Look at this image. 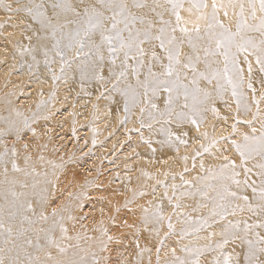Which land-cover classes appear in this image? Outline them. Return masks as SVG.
I'll return each mask as SVG.
<instances>
[{
  "label": "snow or ice",
  "instance_id": "1",
  "mask_svg": "<svg viewBox=\"0 0 264 264\" xmlns=\"http://www.w3.org/2000/svg\"><path fill=\"white\" fill-rule=\"evenodd\" d=\"M0 12V51L10 52L14 61L19 57L21 69L27 61L30 72L43 66L54 83L71 80L82 91L94 86L97 101L123 104V125L132 123L138 111V126L126 131L139 133L153 154L158 150L154 143L160 151L179 154L181 146L189 147L195 129L192 167L200 157L204 171L196 177L202 182L196 192L177 196L181 185L173 183L169 196V185L158 180L164 192L153 208L132 207L134 193L122 206L108 212L101 208L100 218L93 216L94 227L89 228L83 223L89 219L83 214L87 193L68 192L66 201L58 188L56 169H63V163L49 160L51 174L40 173L31 165V155H25L22 169L15 143L11 149L5 146L0 153V264H141L143 254L152 251L140 247L143 233L157 240L156 264H264V0H0ZM57 63L59 74L53 68ZM229 93L235 109L226 99ZM218 102L227 109L224 114ZM208 113L215 121L211 131ZM218 125L224 126L219 134ZM23 128L37 137L27 118ZM23 128L11 125L16 140ZM153 135L162 138L154 140ZM23 148L27 151L29 144ZM9 152L12 173L33 177L31 184L10 177L5 160ZM205 155L213 163L206 166ZM179 159L185 162L180 180L195 187L184 179L189 156ZM197 193L202 201L193 210L208 211L194 220L182 211L180 201ZM164 199L173 209L167 215ZM173 217L181 225L178 231ZM77 224L80 231L70 234ZM214 227L218 230H210ZM129 234L139 250L135 261L122 251ZM174 235L179 251L186 253L183 257L167 243ZM191 236L204 243H182ZM82 238L87 246L81 245ZM206 253H214L213 258L202 259Z\"/></svg>",
  "mask_w": 264,
  "mask_h": 264
},
{
  "label": "rangeland",
  "instance_id": "2",
  "mask_svg": "<svg viewBox=\"0 0 264 264\" xmlns=\"http://www.w3.org/2000/svg\"><path fill=\"white\" fill-rule=\"evenodd\" d=\"M9 55L11 54L9 53ZM3 59L4 57L0 59V71L4 68L6 69L5 74H3L0 78V133H3L0 135V153L3 152L5 146L11 149L15 143L18 153L17 157H15L17 164L22 169L25 168L24 156L31 155L32 160L30 163L33 167H35V170L40 173H43L47 170L51 174V165L47 163L49 160H52L57 164L63 163V169H56V174L59 176V180L57 182V185H59L58 188L64 190L63 196L66 201L68 192H73L76 194H82L83 192L87 193V197L83 199V214H88L89 219H86L83 221V223L88 225L89 228L94 227V221L92 217L94 216L95 219L98 220L101 216V208L105 209V212H108L114 206H122L124 204L123 203L122 205H119L117 204L116 200L110 204L108 200L101 199V197H103L104 186L103 184H99V179L109 176L106 179L104 185L115 186L116 188L120 187L118 191L116 190L117 194L120 191L126 194V190L130 187L129 176L133 173V171H131L129 168L126 169V167L123 166L119 168L118 159L124 149L130 147L131 143L132 148H135V143H141L145 145L140 140L139 133L126 131V128L138 126L136 123V117L139 116V112H134L132 123L123 125L120 123L121 118L124 116L123 104L121 103L119 106H117L107 100H99L102 102L103 109L108 112V122L110 123L108 125L106 124L107 132L105 134H100L97 128L100 125L103 113L96 109L99 101L96 99L97 93L94 86H86L85 91H82L79 84L74 83L71 80H69L67 83H65L64 80H59L54 83L51 79V74L48 73L47 70L43 68V66H41L39 71L33 68V70L30 72L27 67V61L25 62L24 67L21 69L19 57H17L15 61L13 60L12 56H9V61H5ZM241 60H243V56H241ZM241 66L244 67L245 72H247V65L242 64ZM53 68L56 69L57 74H59L58 63L54 64ZM257 68L258 66L253 60V70L258 76L259 74ZM13 76L18 80H13ZM34 81L41 84L39 85V95H35V99H26L25 101L21 102L23 100L22 90L29 87L28 84ZM255 86L259 88V84H256ZM58 89L65 90L66 108L67 111H71L69 113L71 122L66 126L65 130H63V127L59 126V122L62 123V118H57L61 116V113H63L65 109L63 108V111L58 112V108H56L54 105V97L56 96V91ZM86 92L91 94L88 95ZM245 92L246 94L250 95V93H247V89H245ZM53 93L55 94L53 95ZM226 99L230 101L232 108L235 109V103L232 101L230 93L227 94ZM93 105H96V107H93ZM217 107L220 108L222 113L227 111L224 105L220 102L217 103ZM261 107L264 108V104H262ZM254 110L255 109L253 108V111ZM18 112L21 115L17 116ZM76 112L78 115L86 113L85 118L79 123L76 120ZM53 116L55 119H57V122H59L56 126L57 128L55 127L53 129H49V122ZM44 117L48 118L44 119ZM24 118H27L30 125L35 127L37 137H33L32 132L29 129L23 128ZM13 123L17 127L23 128V131L21 132V138L19 140H16L15 132L10 130ZM115 133H119L122 139L118 140L115 144L109 145ZM144 134L145 137L150 135L146 129L144 130ZM191 136L192 135L190 134L188 137L189 142L191 141ZM134 137L136 138L135 140ZM157 138L162 137H156L153 135L154 140ZM40 139H45V144L47 145L46 148L39 147ZM93 141H95V143H93ZM24 143L29 144L27 151H25L23 148ZM153 147L158 149V153H172L174 151L167 148L164 149V151H160L159 145H156L155 143L153 144ZM36 148L38 150H36ZM40 155L45 157L43 162L39 160ZM12 159L11 153L9 152V155L5 158V160L7 161L10 177L15 176L21 180L27 179L31 184L33 177H25L23 172L12 173ZM197 159H200V157H197L196 160ZM192 165L193 161L190 166L192 167ZM3 167L4 165L0 164V181L3 180ZM30 170L31 169H29V171ZM69 170H77L81 176H84V181L81 187L73 190L72 186L70 185L71 183L68 180ZM202 172L203 174L198 175L203 176L204 171L202 170ZM37 179L42 180L43 177L41 176ZM87 181H91L92 183L86 184ZM173 183L181 185L180 190L177 192V196H180L181 192H196L198 188L202 187L201 181H198V183L195 184V187H192L188 184H183L180 180V177H178V179H176V181ZM118 184L121 185L119 186ZM159 186L162 188V196L164 188L162 185ZM168 192H171L169 195L171 196V185H169ZM209 194L212 195L213 193L209 190ZM57 195H60V192H57ZM126 197L129 199L128 194ZM137 200L138 198L135 200L134 204H136ZM157 201H160V198H158L156 202ZM201 201L202 197L199 195V193H197L195 196L182 197L180 202L185 205L182 211L185 210L189 212L191 217L194 215L193 219L199 218L202 214L206 215L208 211L207 208H202L199 211L193 210ZM173 202L175 203V201ZM205 203H207V201H205ZM168 206L170 207L169 213H171L173 209L169 202ZM245 215L247 216V214ZM229 219L232 218L229 217ZM173 223L176 224L175 217H173ZM176 227L178 231L181 225L176 224ZM75 231H80L79 224L76 225V229L70 232V234L74 235ZM201 234H203V232ZM88 235H93V233L89 231ZM140 238H142L140 240L141 248L149 247L152 249L151 252H145L143 254L141 264H149V256H151V264H156V249L154 247V245L157 243L156 238L154 236L149 237L148 233H143ZM131 239L132 240L125 241L127 243L129 242L131 246L125 243L126 250L122 249V251L125 252V255L129 260L135 261L137 259L139 250L135 247L134 241L136 238L132 236ZM177 240L178 235H174L169 241H167V243L169 246L177 247V255L183 257L186 255V253L179 251V246L176 244ZM73 243H75V241H73ZM80 243L82 246H87L89 242L82 238ZM228 250L230 251L231 248L229 247ZM208 254H211L209 257L211 260L214 253ZM160 255L161 259L166 258L165 252H161Z\"/></svg>",
  "mask_w": 264,
  "mask_h": 264
},
{
  "label": "bare ground",
  "instance_id": "3",
  "mask_svg": "<svg viewBox=\"0 0 264 264\" xmlns=\"http://www.w3.org/2000/svg\"><path fill=\"white\" fill-rule=\"evenodd\" d=\"M3 17H4V13L0 12V18H3ZM1 47H4V45L2 43H0V48ZM9 53L6 54V53L0 51V59L4 57L3 60L9 61L8 60L9 56H11V55H9ZM5 69L6 68H4L3 70L0 71V78L2 77L3 74H5ZM12 79L15 81L18 80L14 76L12 77ZM28 85H29V87L22 90L23 100L21 102L25 101L26 99H28V100L35 99V95L36 96L39 95V85H41L40 83H37L36 81H34V82L29 83ZM56 92H57V94L54 97L55 107L58 108V112L63 111V108L65 109L63 111V113H61V116H59L57 118H62L61 119L62 123H60L59 121L58 122L60 124L59 126L63 127L64 129L63 128L62 129L65 130L66 126L71 122L70 115H69V113L71 111H67V108H66L65 90L64 89H58ZM96 109L100 110V112L103 113L102 120L100 121V125L98 126L97 129L99 130L100 134L101 133L105 134L107 132L106 124L107 125L110 124L108 122V112L105 109H103L101 101L98 102ZM85 114L86 113L78 115L76 112L75 115H76V120L78 123L81 122L85 118ZM221 114H224V113L221 112ZM58 122H57V119H55L53 116V118L49 122V129L55 128L58 125ZM214 122L215 121L212 117V114L209 113L208 114V125H207V127L209 128V131H211L210 126ZM229 123H231V121H229ZM223 127H224L223 125H218L217 134H219L223 130ZM54 130H56V129H54ZM201 131H203V128L201 129ZM87 133H88V131H87ZM190 134L192 136H191V141L189 142V147L187 149H185L183 146H181L179 154H177L175 151H173L172 153H158V152H156L155 154H153L147 145H143L141 143L140 144L135 143V148H132L131 147L132 143H131L130 147H127L126 149H124V151L120 154V157L118 159L119 168H121L123 166V167H126V169L129 168L131 171H133V173L129 176L130 187L126 190V192H125L126 194L122 193V191L118 192V194H117V191L119 190L120 187L116 188L115 186L104 185V183L106 182V179L109 176L103 177V178L99 179L100 180L99 184H101V185L103 184V186H104L103 187L104 188V191H103L104 199L108 200L109 202H113L116 200L117 204L122 205L125 202V200L127 199V197H126L127 194L129 195V199H132L133 194L136 193L137 195L135 196V200L137 198H138V200L136 201V204L132 205V207H136L137 205L142 204L146 207H150V209L153 208L154 204L156 203V200L158 198H161L160 196L162 193V188H161V186H159L160 184H157V181L158 180L164 181L168 185H172L174 181L171 179V176L173 174H177L176 179H178V177H179L178 173L183 172L185 162L183 160L179 159V157L183 156V155L189 156V160L187 161V167L189 168V171L184 173V179L187 181H192L194 185L197 184L198 181L196 180V177L199 176L200 174H203L202 170H200V167H199L200 162H201V158L197 159L195 161V164H196L195 168L191 167L190 165L192 164L193 148L195 146H197L194 144V138L198 134L195 132V129H192ZM120 139H122V137H120L119 133L118 134L115 133L114 136L112 137V141L109 143V145L115 144ZM135 139L136 138L134 137V140ZM43 144H45V139H40L39 145H43ZM36 150H38V149L36 148ZM34 151H35V149H34ZM137 153H138V155H137ZM169 157H172V159H169ZM164 160H167V163H161V161H164ZM203 161H204L206 166L210 163H213L212 158L207 156V155H205L203 157ZM165 172L169 173V175L165 176L164 175ZM144 173H148L149 175H144ZM68 177L67 178H68L69 182L71 183L70 185L72 186L73 190L78 188V187H81V185L84 181V176H81L77 172V170H69L68 171ZM176 179H175V181H176ZM153 186H155V188H156L155 195H152L151 188ZM140 191H145L149 194L144 196V197H140L138 195V193ZM170 193L171 192H168L169 195H170ZM149 200L153 201V205L148 204ZM162 203H163V211L167 215L170 212V207L168 206L167 199H164L162 201ZM136 210H137V214H139V208H137ZM122 211H123V209H122ZM193 217H194V215H192V218ZM210 230L217 231L218 229L214 227L213 229H210ZM200 235L203 236V235H205V233H203V234L200 233ZM131 237H132V235L129 234L127 240H132ZM141 239L142 238H140V240ZM125 243H127V242H125ZM183 243L184 244L191 243V244L195 245V244H203L204 242L197 240L196 236H191V237H187L183 241ZM127 244L130 245L129 242ZM210 256H211V254L206 253L205 257H203L202 259L210 260V258H209Z\"/></svg>",
  "mask_w": 264,
  "mask_h": 264
}]
</instances>
